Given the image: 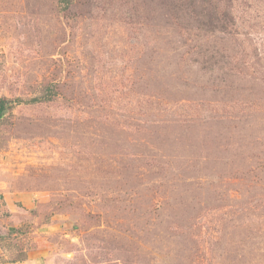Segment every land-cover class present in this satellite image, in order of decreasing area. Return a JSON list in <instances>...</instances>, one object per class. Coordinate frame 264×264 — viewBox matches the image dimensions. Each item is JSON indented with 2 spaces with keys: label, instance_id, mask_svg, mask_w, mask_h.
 Segmentation results:
<instances>
[{
  "label": "rangeland",
  "instance_id": "1",
  "mask_svg": "<svg viewBox=\"0 0 264 264\" xmlns=\"http://www.w3.org/2000/svg\"><path fill=\"white\" fill-rule=\"evenodd\" d=\"M0 98V263L264 264V0H0Z\"/></svg>",
  "mask_w": 264,
  "mask_h": 264
},
{
  "label": "trees",
  "instance_id": "2",
  "mask_svg": "<svg viewBox=\"0 0 264 264\" xmlns=\"http://www.w3.org/2000/svg\"><path fill=\"white\" fill-rule=\"evenodd\" d=\"M40 98H31L29 101H26L25 103H33V102H38ZM23 100L20 99H14V100H8L5 98H0V117L2 116L4 110L6 107H9L15 103H21Z\"/></svg>",
  "mask_w": 264,
  "mask_h": 264
},
{
  "label": "crops",
  "instance_id": "3",
  "mask_svg": "<svg viewBox=\"0 0 264 264\" xmlns=\"http://www.w3.org/2000/svg\"><path fill=\"white\" fill-rule=\"evenodd\" d=\"M16 262V261H15ZM15 262H13V264H16ZM17 262H19V261H17ZM0 264H4V263H0ZM11 264V263H10Z\"/></svg>",
  "mask_w": 264,
  "mask_h": 264
}]
</instances>
